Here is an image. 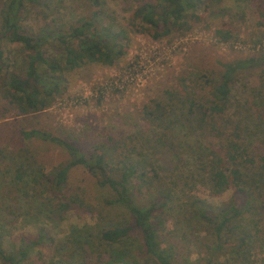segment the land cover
<instances>
[{"label": "rangeland", "instance_id": "374dc122", "mask_svg": "<svg viewBox=\"0 0 264 264\" xmlns=\"http://www.w3.org/2000/svg\"><path fill=\"white\" fill-rule=\"evenodd\" d=\"M6 1L0 0V10ZM105 1L108 13L102 25L125 30L124 53L112 65L87 63L66 71L52 105L44 111L22 115L2 97L9 73L23 74L25 69L23 46L3 42L7 65L0 78L2 248L22 257L20 264H146L139 229L112 246L102 239L104 228L130 225L133 218L125 206L108 202L113 192L97 177L73 167L59 195L36 177L38 170L51 174L70 159L57 144L21 134L39 128L78 145L86 155L101 146L115 166L121 167L124 145L135 159H146L148 174L146 181L137 178L134 201L166 203L155 222L164 223L158 226L159 241L174 261L264 264V189L257 188L255 208L238 219L233 238L222 240L221 248L214 228L196 215L195 207L203 201L216 215L232 201L240 204L242 195L235 187L218 196L210 191L212 159L222 154L227 139H237L257 153V173L264 179V64L238 73L227 113L216 116L219 130L200 123L190 104L195 99L207 105L224 63L264 54V0H213L210 9L199 6V18L190 13L182 28L161 39L133 26L137 0ZM26 3L22 24L34 34L50 36L44 46L47 56L59 54L53 41L91 11L89 0ZM221 11L230 15L236 35L230 42L220 41L215 33L225 22ZM161 107L168 110L162 119L149 118V110ZM244 229L253 233V240L239 249L235 243Z\"/></svg>", "mask_w": 264, "mask_h": 264}, {"label": "trees", "instance_id": "16d2710c", "mask_svg": "<svg viewBox=\"0 0 264 264\" xmlns=\"http://www.w3.org/2000/svg\"><path fill=\"white\" fill-rule=\"evenodd\" d=\"M28 1L34 3L39 0H7L0 10V78L3 77L7 65L4 41L22 45L25 62L23 74L10 72L6 77L7 88L4 86L5 89H2V97L22 115L38 113L49 108L62 86V75L66 71L80 68L87 63L114 64L124 53L125 48L121 42L127 38L123 28L112 31L110 26L102 25L108 13L106 1L89 0V17L72 26L69 32L60 33L53 41L60 49L59 54L47 56L44 46L49 42L50 36L34 34L22 24V12L26 9ZM212 2L213 0H137L133 26L154 39H161L182 28L190 13L196 19L199 18L196 14L199 6L204 5L206 9H210ZM220 15L225 18V22L223 28H218L215 33L220 41L230 42L236 37L233 27L229 25L230 15L225 11H221ZM255 64H264V54L223 64L224 71L220 79L212 85L207 105L198 104L195 99L190 101L191 107L199 114L200 123H206L213 130H219L216 116L227 113L236 76ZM167 111L165 107H161L160 110H149L147 113L149 118L162 119ZM21 134L26 139L37 138L55 143L69 154V161L61 164L51 174L47 175L43 170L36 172V177L41 183L45 181L44 184L49 186L54 194L64 193L70 170L80 166L97 177L101 186L113 192L114 197L108 200L110 204H121L130 211L132 224L104 228L101 231V237L107 244L112 246L123 242L137 228L143 237L142 252L145 253L146 264H180L161 247L159 241L158 226L164 223L161 219L156 223L155 218L160 206H166V203L158 205L157 202L150 201L141 205L134 201L133 192L137 178L146 181V159H135L129 153L127 145H124L126 153L119 160L120 167L111 164L109 153L101 146L95 145L93 151L86 155L78 145L44 129L22 130ZM222 144V154L213 153L216 157L212 159L210 191L213 196H218L235 187L242 195L239 196L240 204L232 201L227 208L212 215L203 201L195 202L196 215L214 228L217 239L220 240L218 248L223 246L222 240L226 237H229L226 240L233 238L234 231L239 226L238 219L255 208L257 188L264 189L263 173H257V153H251L250 147L237 139H227ZM140 169H143L142 174L139 173ZM61 206L67 207L66 204ZM240 231L235 246L239 249L249 247L253 233L246 229ZM2 240L0 235V259L3 264H20L22 257L9 255L1 246ZM21 254L25 256L27 252L24 250ZM112 258L117 256L112 254Z\"/></svg>", "mask_w": 264, "mask_h": 264}]
</instances>
